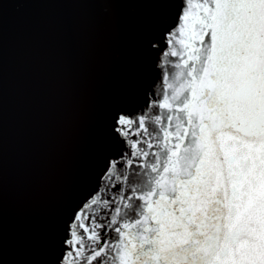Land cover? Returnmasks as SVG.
Segmentation results:
<instances>
[{"label":"snow or ice","instance_id":"obj_1","mask_svg":"<svg viewBox=\"0 0 264 264\" xmlns=\"http://www.w3.org/2000/svg\"><path fill=\"white\" fill-rule=\"evenodd\" d=\"M165 2L153 78L111 114L56 264H264V0Z\"/></svg>","mask_w":264,"mask_h":264},{"label":"water","instance_id":"obj_2","mask_svg":"<svg viewBox=\"0 0 264 264\" xmlns=\"http://www.w3.org/2000/svg\"><path fill=\"white\" fill-rule=\"evenodd\" d=\"M165 0H6L0 10V264H56L69 207L154 75Z\"/></svg>","mask_w":264,"mask_h":264}]
</instances>
